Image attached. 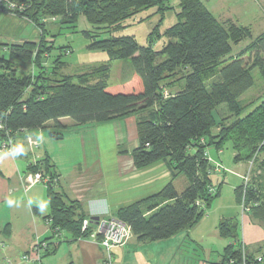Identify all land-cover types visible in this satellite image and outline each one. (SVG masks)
I'll list each match as a JSON object with an SVG mask.
<instances>
[{
  "label": "trees",
  "instance_id": "trees-1",
  "mask_svg": "<svg viewBox=\"0 0 264 264\" xmlns=\"http://www.w3.org/2000/svg\"><path fill=\"white\" fill-rule=\"evenodd\" d=\"M168 2L32 0L17 15L40 27V41L0 42V120L4 123L0 141L35 129L49 130L54 139H63L59 129L69 127L60 121L64 117L81 126L137 115L139 143L131 151L135 166L164 161L172 173V180L161 191L116 212L115 218L130 225L139 243L190 231L204 218L220 197L222 184L212 180L216 161L206 156L207 149H222L231 142L235 163L256 155L249 181L245 184L243 180L235 194L237 203L244 202L248 209L245 213L264 226V100L246 105L239 101L255 83L254 69L264 80V32L254 37L249 26L231 19L220 21L202 0H180L178 21L162 31L165 13L172 9ZM149 8H157L161 17L146 45L134 36L118 34L130 19L139 17V23L143 22L147 17L142 18L141 12ZM80 16L96 30L97 35L84 31L91 39V49L105 50L111 59L131 58L129 79L108 84L107 65L100 68L104 72L101 80L93 84L87 74L78 76L80 83H75L70 75L57 79L48 73L46 60L53 46L46 44L44 19L60 17L61 23L75 27ZM102 32L110 36L101 39ZM164 37L168 41L156 49L154 45ZM246 39L250 43L232 56L234 46ZM57 61L59 67L64 66L61 59ZM14 62H32L39 71L19 75ZM221 103L227 104L230 114L218 120L214 110ZM54 167L48 155L30 166L31 171L42 170L49 177L46 194L51 212L46 219L51 220L53 233L67 231L74 238L93 235L97 221L84 212L78 200L58 189L59 174ZM181 174L188 183L180 191L175 179ZM86 218L90 225L83 230ZM237 218H222L217 226L219 235L230 240L217 264H264V245L259 248L261 261L247 253ZM95 236L101 239V234ZM46 241L43 256L52 254L59 243Z\"/></svg>",
  "mask_w": 264,
  "mask_h": 264
},
{
  "label": "crops",
  "instance_id": "crops-1",
  "mask_svg": "<svg viewBox=\"0 0 264 264\" xmlns=\"http://www.w3.org/2000/svg\"><path fill=\"white\" fill-rule=\"evenodd\" d=\"M229 19L235 21L232 17L226 20ZM60 121L75 131L87 127L76 126L69 117ZM137 121V115L133 114L107 123H95L98 131L100 127H108L107 135L79 138L77 155L51 151L50 146L56 149L58 146L49 130L16 133L12 151H0V264H34L22 256H33L35 245L43 240L59 243L52 254L41 258V264H105L107 253L97 236L74 238L67 231H61L58 236L53 233L46 219L51 212L47 182L28 184L26 176L39 155L41 159L48 155L59 174L60 191L78 200L89 216H98L101 220L115 218L120 208L158 193L172 180V173L164 161L143 168L135 166L131 151L139 143ZM49 124L52 126L53 122ZM124 132L126 136H120ZM30 139L42 140L40 154L31 150ZM18 148L23 151L17 152ZM215 149L218 154L223 152V149ZM207 150L213 160L210 149ZM9 200L13 201L11 206L7 203ZM202 221L190 231H182L165 240L139 243L132 234L126 244L113 249L110 264H217L230 240L219 235L217 225L210 232L202 229ZM240 221V238L247 253L256 258L260 255V246L264 245V226L245 214Z\"/></svg>",
  "mask_w": 264,
  "mask_h": 264
},
{
  "label": "rangeland",
  "instance_id": "rangeland-1",
  "mask_svg": "<svg viewBox=\"0 0 264 264\" xmlns=\"http://www.w3.org/2000/svg\"><path fill=\"white\" fill-rule=\"evenodd\" d=\"M202 1L219 20L224 21L228 19V17H232L235 21L250 26L254 37L260 35L264 30V0ZM179 2L180 0H169L168 5L172 6V9L165 13V18L161 25L162 31L166 30L178 21L177 13L181 10ZM156 11L157 8L144 10L141 12V17L147 18L143 20V22L139 23V17L130 19L126 22V28L118 34L134 36L141 45H146L149 33L159 22L161 17L160 14L156 13ZM60 19V17L54 19L48 18L45 24L46 44L53 46L52 49H50L51 55L46 60V69L52 77L61 79L64 76L70 75L75 83H80L78 76L87 74L90 76L89 83L91 82V84H93L101 80L100 78L104 75V72H102L100 68L106 65L109 67L106 82L110 85L119 84L131 77L133 72L131 58L111 59L107 51L91 49L89 47L91 39L86 37L84 31H90L93 35H97V33L85 16H80L75 27L69 24L61 23ZM109 36V32L99 33V38L101 39L108 38ZM41 38V29L33 21L10 12L0 10L1 43L16 44L26 40L40 41ZM167 41L168 39L164 37L163 40H158L154 46L156 49H159ZM250 41V39H246L240 44L235 45L232 56L237 55L243 48L246 47L247 44L250 43ZM3 53L5 52L3 51ZM57 59H61V61L65 63L64 66L59 67ZM14 63L19 75L39 71V69H35L32 62ZM252 73L255 79L254 85L239 98L240 103L244 105L251 101H256L258 103L264 100V80L260 71L258 69H254ZM165 92V94H167L168 90L165 89ZM214 113L218 120L230 114L226 103H221L217 109L214 110ZM94 124L95 123H88L85 125L87 127L80 129V131H75L72 127L58 128L59 131L64 133L65 139H59L60 141L56 139L54 144H57V149L54 146H50V150L53 152L56 151L58 154L66 152L77 155L80 152L78 146L79 138L92 135H107L105 130H108V127H100V131H98V128L95 127ZM214 131H216V129ZM108 135L113 136L110 134ZM122 135L126 136L125 132L120 136ZM128 136L132 137L130 134H128ZM209 149L213 160L222 164L221 169L213 170L211 176L212 180L216 185L220 183L222 184L220 197L213 201L211 208L202 219L203 221L200 225L202 229H205V231L208 232L214 229L216 225L218 226L222 218L238 217L237 219L240 224V220H243L244 214L245 216H251L249 213H244L241 205L237 203L235 188L242 184L244 175H246L249 171L251 174L252 167L256 166V163L253 162L256 160V155L250 161L235 163V151L231 142H227L223 146V152L221 154H218L214 146ZM175 180L180 191L187 186L188 182L184 174L179 175ZM188 247V249L191 248L190 246ZM184 249L187 248L184 247Z\"/></svg>",
  "mask_w": 264,
  "mask_h": 264
},
{
  "label": "built area",
  "instance_id": "built-area-1",
  "mask_svg": "<svg viewBox=\"0 0 264 264\" xmlns=\"http://www.w3.org/2000/svg\"><path fill=\"white\" fill-rule=\"evenodd\" d=\"M32 0H0V10L3 11H9L13 14H18L25 12L31 4ZM54 19L55 17H49ZM48 18L44 19L46 21ZM168 94V93H167ZM4 128V123L2 120H0V130ZM12 145H13V138L8 136L7 138L0 141V151L4 153H9L12 151ZM29 145L31 147V150L39 153L42 150V140H32L30 139ZM206 156L211 160V157L208 156V153H206ZM41 159V156L39 155L38 160L34 163L36 164ZM222 164L217 163L215 165V170L221 169ZM250 178V171L244 175V182L247 184ZM49 179L48 176L44 174L42 170L38 171H31L26 176V181L28 184H34L37 182H47ZM212 192L216 191V188L213 186L211 188ZM243 212L245 213L247 208L244 206V202L241 205ZM51 223V220H49ZM90 225V219L86 218L83 222L82 229L85 230ZM101 234V239L99 240L101 246L107 253V258L105 260V264H110L113 258L112 252L113 249L122 246L128 242L130 237L132 236L133 232L130 227L125 222H122L116 218L108 219V220H101L99 219L96 224V230L94 231L93 235ZM56 235H60V233H56ZM48 249V241H38L35 245L34 251L35 254L33 256L29 254H24L22 256L23 259L27 261H31L34 264H41V258L44 255V253ZM259 261L262 260V257H258Z\"/></svg>",
  "mask_w": 264,
  "mask_h": 264
},
{
  "label": "clouds",
  "instance_id": "clouds-1",
  "mask_svg": "<svg viewBox=\"0 0 264 264\" xmlns=\"http://www.w3.org/2000/svg\"><path fill=\"white\" fill-rule=\"evenodd\" d=\"M16 151L20 152V151H23V149L22 148H18ZM7 203L9 204V206H11L13 204V201L9 200ZM41 210L43 211V206H41Z\"/></svg>",
  "mask_w": 264,
  "mask_h": 264
},
{
  "label": "water",
  "instance_id": "water-1",
  "mask_svg": "<svg viewBox=\"0 0 264 264\" xmlns=\"http://www.w3.org/2000/svg\"><path fill=\"white\" fill-rule=\"evenodd\" d=\"M92 219L98 221L99 217L98 216H93Z\"/></svg>",
  "mask_w": 264,
  "mask_h": 264
}]
</instances>
